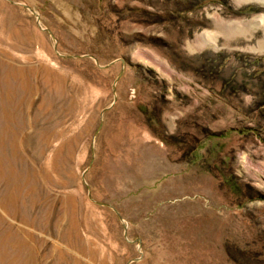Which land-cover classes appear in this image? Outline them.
Here are the masks:
<instances>
[{
  "label": "rangeland",
  "instance_id": "obj_1",
  "mask_svg": "<svg viewBox=\"0 0 264 264\" xmlns=\"http://www.w3.org/2000/svg\"><path fill=\"white\" fill-rule=\"evenodd\" d=\"M260 13L0 0V264H264Z\"/></svg>",
  "mask_w": 264,
  "mask_h": 264
},
{
  "label": "bare ground",
  "instance_id": "obj_2",
  "mask_svg": "<svg viewBox=\"0 0 264 264\" xmlns=\"http://www.w3.org/2000/svg\"><path fill=\"white\" fill-rule=\"evenodd\" d=\"M259 1H263L264 2V0H259ZM217 19L218 18L216 17V20H214V21H216V24L220 28L225 27V29H227V30L229 29V30H232V31H235L236 29H240V27L242 26L240 24H243V23H246L245 25H250V26L252 24V26H253L254 24H257V23H258L257 25H259V22H260V25L263 26V35H261V39L259 38L258 41H260V43L264 45V16L261 15V13H260V16H256L255 15L248 22L247 21H242V20H240L239 22L238 21H233V20H230V21H227V20L222 21L221 20V21H219V19L218 20ZM245 28H246V26H245ZM216 33H217V30H215V31L214 30H210L209 32L205 31V32H203L202 36H203V38L206 37V39L210 40V39L214 38ZM197 40H200V37H198Z\"/></svg>",
  "mask_w": 264,
  "mask_h": 264
},
{
  "label": "water",
  "instance_id": "obj_3",
  "mask_svg": "<svg viewBox=\"0 0 264 264\" xmlns=\"http://www.w3.org/2000/svg\"><path fill=\"white\" fill-rule=\"evenodd\" d=\"M113 88H114V85H113Z\"/></svg>",
  "mask_w": 264,
  "mask_h": 264
}]
</instances>
